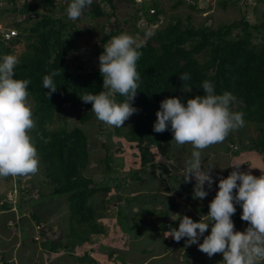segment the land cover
<instances>
[{"label": "trees", "instance_id": "16d2710c", "mask_svg": "<svg viewBox=\"0 0 264 264\" xmlns=\"http://www.w3.org/2000/svg\"><path fill=\"white\" fill-rule=\"evenodd\" d=\"M10 1L13 2V7L0 9L1 14H37L38 17L34 18L32 25L28 27L20 21L12 22L9 28L17 30L18 35L10 41L2 39L0 34V63L3 62L5 56L12 54V46L23 41L26 42L25 50L18 57L19 64L15 69L14 78L30 81L28 98L34 103L33 115L36 118V124L29 136L35 142V148L42 165L41 173L46 180L45 187L49 191L46 198H59L62 200V204L66 205L65 210L67 209L71 221L74 219L79 225H88L93 234L102 233V227L94 222L96 211L93 208L91 199L100 192L108 194L112 187L98 184L84 174L91 162L92 151L87 134L78 126L72 128L62 126L55 130H49L47 127L56 116L60 118L57 113L65 107L73 109L80 107L83 110V113L78 117L80 124H84L91 119L92 105L84 103L81 98L88 93L99 94L101 91H108V89L103 88V78L99 71V56L104 51L103 47L115 36L121 34L135 36L143 33L140 31L144 29H134V24L121 29L116 28L114 25L115 28L112 31L106 30L99 39H96L91 49L85 52L83 51L84 48L81 49V47L84 46L83 44L88 43L84 42L81 46L79 39L84 34H92V30L86 27L84 29L78 26L75 27L72 22H68L69 17L66 16L67 11L65 12L63 5H61V10L66 13L63 14V18L53 19L51 15L45 13V11L48 12L55 7L57 0H41L31 4L24 3L20 8L16 6L14 0ZM131 1L135 2L134 0ZM151 1L152 5L149 8L152 7L154 13L150 14L148 11V16L145 18L148 27L159 22L162 16L159 4L153 0ZM103 2H106L110 9L113 8L112 0H93L92 4L85 8L83 14L94 19L102 18L106 15ZM175 4L181 5L180 2ZM41 6L44 11L38 12L37 10ZM220 6L225 8L227 3L222 1ZM134 14V21H137L139 14L137 12ZM258 30L256 26L250 25L245 20L233 22L217 29L206 26L196 28L189 24L183 26L181 21L176 20L168 23L160 30H153L150 38L146 39L145 34H139L142 38L137 43L141 47L137 50L142 53V56L137 61L136 67L140 80L138 81L137 94L132 102V106H138L139 111L133 118L128 130L124 133L129 149L135 152L134 157L130 158V166L127 167L129 180L139 179L142 174H149L151 175L150 179H155L154 172H151L152 174L145 173L146 167L151 165V156L154 152L158 153L160 150L165 157L171 158L174 156L171 151L165 153V150H169L173 144L174 136L171 127L169 126L168 130L163 133H156L153 130L157 120L156 113L160 110L161 102L167 98L175 97L186 103L188 99L195 98L197 95H206L202 87L203 82L206 80L214 85L216 94L221 95L228 92L235 98L230 104V110H233V113H243L244 121L254 126L257 133L255 138L250 139L248 145H242L241 148L246 147L248 151L263 154L264 161V44H255L252 41L254 33ZM91 39L89 38L88 41ZM84 53H87L89 58V55H91L96 59H94L92 66L87 67L81 63L83 61L80 57ZM86 58L85 56L84 59ZM53 71L59 72L60 75L53 77L57 90L49 96L50 90L44 89L43 78ZM184 73L189 74L191 78L187 81H181L179 77ZM112 98L117 103H122L126 99L119 93H113ZM227 142L234 144L232 137H227L222 147L225 153L230 151ZM104 146L106 145L102 143L101 148ZM181 147L182 150L185 149L183 146ZM241 148L232 151L237 155ZM167 154L168 156H166ZM109 158L107 156L105 163L109 161ZM189 159L190 157H186V162ZM105 166L106 171H112L108 165ZM151 166H154L153 168L162 167L165 172L168 170L167 167L161 164ZM231 169L230 172L225 171V177L229 176L234 170L233 166ZM174 176L177 175L172 176V181ZM20 178L21 176H18V179ZM118 180V177H110V181L117 188L120 186L117 183ZM19 182H21V179ZM175 183L174 185L178 190L176 191L177 196L181 194L180 200L169 196L172 193H168L167 189L166 195L162 192V199H159L157 193L151 195L150 198L153 200L154 205L159 206L158 211L155 206L147 211L140 202L138 204L141 207L139 213H128V206L129 204L132 205L133 201L126 197L127 195L124 197L126 205L119 204L116 211L119 213H125L126 211V215L131 214L133 218L137 216V221L134 219L133 224L127 217H124L126 219L124 226L120 222L126 231L139 230L142 228L143 222L148 221L149 216L151 222L153 217L154 223H146L144 229H149L152 237L161 234L162 239H165L166 242L169 241L167 246L165 244L164 247L166 248L163 252L158 251L161 258L165 259V257L174 255L170 260L179 264H189L188 258L191 257L192 245L188 246L185 241L176 242L169 236L170 230L172 228L178 230L180 219L184 216H188L194 222H197L195 221L196 214L205 215L209 212L210 202L215 198L217 192L207 190L208 195L204 199H194L195 179L185 183L188 188L183 187L185 184L182 181H176ZM184 189L188 191L185 193ZM127 193L135 195L138 191L131 193L126 191ZM167 200L171 201L169 205L165 204ZM173 200H175V203H173ZM201 201H204L203 205L200 204ZM2 207H5V205L2 204ZM147 214H149L148 218L145 216ZM235 214L237 220L233 221L234 226L240 227L241 223L244 222L241 220L242 208L240 205L237 206ZM245 225L249 227L248 222ZM97 228L101 230L98 231ZM141 233L142 231L140 235ZM39 234L45 241L42 249L47 248L49 252L55 251V248L58 247H63L66 250L68 245L71 246L72 244L70 240L67 242L68 245L64 246L61 244L62 240L53 242L49 239L46 240L45 231L43 230ZM32 241L33 243L38 242L37 240ZM150 242L155 243L154 239H150ZM177 249H180V251ZM151 252L157 255V252L153 250H148L144 254ZM180 253L184 254V259L188 263L179 260ZM109 255H112V253ZM84 257L87 262L85 264L93 263L90 256L86 258V254H84ZM0 264L9 263L3 260Z\"/></svg>", "mask_w": 264, "mask_h": 264}, {"label": "rangeland", "instance_id": "374dc122", "mask_svg": "<svg viewBox=\"0 0 264 264\" xmlns=\"http://www.w3.org/2000/svg\"><path fill=\"white\" fill-rule=\"evenodd\" d=\"M35 1L41 0H14V3L17 7L20 8L24 3L31 4ZM153 1L159 4V8L162 10L160 22L155 23L151 27H148V25L143 26L142 23L139 22L137 25L139 27L143 26L140 30L144 29L143 31H140L143 33L139 34L146 35V31L149 29H152L149 31L153 33V30H155L156 28L160 30L168 23L175 22L176 20L181 21L183 26L189 24L196 28L200 26H206L210 27L211 29H217L219 27L229 25L233 22L245 20L250 25L256 26L259 29L258 32L254 33V38L252 40L253 43L264 44V0H256L255 3L249 4H241L238 1L228 0L225 1L227 3V6L225 8H222L220 6V3L222 1L219 3L211 1L209 5H205L202 3H196L195 5H192L184 0ZM178 2H180L181 5L175 4ZM12 3L13 2H11L10 0H0V9H10L13 7ZM70 3L71 0H57L55 7L48 12L45 11V13L51 15L53 19L63 18L62 16L67 11ZM112 4L113 9H110L106 2H103V7L106 15L102 18L94 19L91 16L84 14H82L81 17L76 20L68 18V22H72L75 27L78 26L82 27L83 29L86 27L87 29L92 30V34H84L79 39L80 45L84 42L88 43L83 44L84 46L81 45L82 47L80 46L81 49L84 48L83 51L87 52L89 49H91L96 39H99L106 30L112 31L115 27L121 29L122 27H126L131 24H134V29L139 30L136 27L137 21H134V13L137 12L139 15L146 18L148 16L149 7L150 5H152V1L149 0L143 5H138L131 0H112ZM61 5L65 7V12L64 10H61ZM37 11L43 12L44 8H42L41 6V8ZM34 18L38 17L33 15V17L30 19L29 15L26 14L0 13V27L9 28V25L15 21H20L24 26L28 27L32 25ZM139 34L134 38L137 42H139L142 38V36ZM89 38L92 39L88 41ZM25 46V41L12 46L11 49H13V52L11 55L19 57V55L22 54L25 50ZM85 56L87 57L86 59H84ZM89 56L90 58L88 57L87 53H84L80 57V59H82L83 61L81 63L83 65H86L87 67L92 66V63L96 60L91 55ZM29 102L31 105L32 119L34 121L35 127L36 118L33 115L34 103L31 99H29ZM133 107L138 109L139 111L138 106ZM81 113H83V110L80 107L74 109L71 107H65L63 108V110L57 113V115H60V118L56 116L47 128L49 130H55L59 129L62 126H65L66 128L78 126L81 127L87 134L90 141V146L92 147V151L91 162L88 168H86L84 174L87 177L93 179L98 184L108 185L112 187L111 191L108 194L100 192L91 199L93 208L96 211L94 222L102 227L103 232L93 234L91 228L88 225H79L78 222L74 219L73 221H71L68 216L67 209L65 210L66 205L62 204V200H60L59 198L54 199V197L46 198L47 192L49 191L45 187L46 180L41 173L42 165L39 161L37 173L34 175L30 174L27 176H21V182H19L20 179H18V176L0 177V201L1 203L5 204V208H10L12 205L17 204L16 213L17 215H19V219H21V221L14 222L18 226V229H32L35 226V223L32 222L29 218L33 217L36 220H40L39 227H42L41 229L45 231L46 240L49 239L51 242L62 240L61 244L63 246L68 245L67 242L70 240L72 244L71 246L68 245L66 250L63 247H58L55 248V251L53 252H49V249H43L44 252L41 253V251L38 250L40 247L39 243L43 244L45 242L44 239L41 238V241L38 242V249L36 247V250H34L32 253L34 257L31 256L28 261H33L31 262L32 264H85L87 262L85 260L84 254H86V258L90 256V258L93 260L92 264H179L175 263V261L170 260L174 257V255L165 257V259L161 257L158 258L160 256L158 254V251L160 250V252H163L164 248H166L164 247L165 244L167 246V242L169 241L167 240L166 242L165 239H162L161 234L156 237H152L150 235L149 229H144V225L146 223H154L153 221L155 220L153 219V217L151 222V217L149 216V214L145 215L147 218L149 216V219L147 222H143L142 228L137 231H126L125 227H123L126 224V219L124 217H127L131 224H133L132 221H134V219L135 221H137V216L133 218V215L131 216V214L126 215V211L125 213H119L116 211V208L119 204L122 203L126 205L124 196L127 195L126 197H129L130 200L133 201L132 205L129 204V206H132V214L139 213L141 207L138 206V204L140 202L141 205H143L147 209V211H150L151 207L154 206L158 211L159 206L154 205V202L150 197L152 194L157 193L159 199H162L163 196L161 197V195L163 193L166 195V189L168 190V193H172L169 196H173L174 199H179V197H181V194L177 196L176 191L178 190L174 184H176V181H182V183L185 184L184 177L187 175L185 159L186 157L191 158L193 146L189 143H186L182 145L185 148L184 150H182L181 145H177L173 141L170 149L165 150V153H169V151H171L174 154L173 157H165V155L161 153L160 150L158 151V153L154 152L151 156V165H164L168 169L167 172H165L162 167L153 168L154 166L150 165L146 167L145 173L152 174L151 172H154L153 175L155 179H150L151 175L149 174H142L139 179L129 180L130 176L129 174H127V167L130 166V158L134 157L133 155L135 152L134 150L129 149V144L124 133L130 127V124L136 113H134L128 120H126L121 128L109 126L104 122L99 121L92 111L91 119L84 124H80L78 117L81 115ZM33 128L29 131V135L32 134ZM229 136L232 137V141H234V144L227 142V145L230 149V151H228L227 153H225L222 149L225 141L223 143L214 144L202 150L203 167L206 170L213 167L211 175L218 172L220 175V179H224L226 176L225 171H227V169H231V167L235 164H242L243 167H245L246 160L255 162V167H257L260 161L259 157L262 158V161L261 165L256 169H260L261 167H263V154L254 151L249 152L247 151L246 147L241 148L242 145H248L251 138H255L257 136L254 126L245 122L244 127L231 132ZM31 143L35 147V142L31 140ZM102 143L108 148L106 146L101 148ZM239 148H241V150L237 155H235L232 150H236ZM107 156L110 158L109 161L105 163ZM166 156H168V154ZM37 158L39 160L38 154ZM105 165H108L114 173L112 171H106ZM173 175L178 176V178L177 176L173 177V181L175 182L171 180ZM110 177L119 178L117 183H119L120 186L118 188L110 181ZM212 178L214 181L215 177L212 176ZM192 179L194 180V178ZM213 184L215 183L213 182ZM16 186L17 189L21 186L23 188V191H25V189L28 191H22V194L19 193L17 195V193H14ZM28 186L29 188H27ZM30 186H34L33 188L37 187L38 190H35ZM183 187L188 188L186 184ZM126 191H130V193L138 191V193L135 194L138 196L128 193L126 194ZM184 191L186 193L188 190L184 189ZM11 192L14 196H12L13 199L10 198ZM170 203L171 201L169 200L165 202L166 205H169ZM173 203H175V200H173ZM4 221L1 215V247H6L8 245L6 243L14 239V235H12V230H14L13 227H5L3 225ZM120 222L123 226L120 224ZM97 230L99 231L101 229L97 228ZM141 231L142 233L140 235ZM24 236L28 235L24 234ZM150 239H154L155 243L150 242ZM180 241H185L187 244V237L182 238ZM58 242L60 243V241ZM148 250L157 252V255L153 252L144 254V252H148ZM170 250L173 251L172 249ZM177 250L180 251V249ZM177 250L176 252H178ZM110 253H112V255H109ZM197 253L201 254L202 252L200 250H196L195 252L191 251V256H194V258H196L199 256V254L197 255ZM180 254L178 256L179 260H183L185 263L187 260L184 259V254H181V257ZM3 256L4 258L2 257V259H5L6 261L7 253L5 252ZM44 257H46V259ZM82 258H84V260H82ZM188 261L189 264H193L192 262H194L192 258H188Z\"/></svg>", "mask_w": 264, "mask_h": 264}, {"label": "clouds", "instance_id": "9594fccd", "mask_svg": "<svg viewBox=\"0 0 264 264\" xmlns=\"http://www.w3.org/2000/svg\"><path fill=\"white\" fill-rule=\"evenodd\" d=\"M92 2L71 0L68 17L78 19ZM151 35L150 31L147 32L146 39ZM13 38L7 40L2 36L5 41ZM139 47L141 45L128 34L113 37L99 56L103 88L108 91L88 93L81 98L84 103L92 105L91 111L96 118L109 126L121 128L138 112L132 102L140 80L136 67L142 56L137 50ZM18 64L15 55L5 56L0 63V177L34 175L39 166L36 148L28 134L34 127L28 99L30 81L14 78ZM58 75L59 72L53 71L43 78V87L50 90L49 96L57 90L53 77ZM179 78L187 81L191 77L184 73ZM202 87L206 95H197L186 103L175 97L163 100L153 129L156 133H163L170 126L177 145L189 143L193 146L191 158L186 162L184 182L195 179L193 198L199 200L208 195L205 185L211 188L214 182L211 176L213 167L207 170L203 167L202 150L224 142L231 132L245 125L244 114L230 110V104L235 99L231 93L216 94L214 85L207 80ZM113 93H119L126 99L117 103L112 98ZM239 166H233L230 175L220 179L219 191L210 202L208 215L204 216L207 222L202 217L199 222H194L184 216L180 219L178 230L172 228L169 236L176 242L187 237V245L190 246L197 244L211 225L210 235L198 245L202 253L209 258L222 254V264H264V174L257 178L250 172H241ZM235 204L242 208L241 220L249 224L244 232L234 231L232 216L236 212Z\"/></svg>", "mask_w": 264, "mask_h": 264}, {"label": "crops", "instance_id": "0c3cea01", "mask_svg": "<svg viewBox=\"0 0 264 264\" xmlns=\"http://www.w3.org/2000/svg\"><path fill=\"white\" fill-rule=\"evenodd\" d=\"M249 152H252V151L249 150ZM259 159H260V161L258 163V166L261 165V157H259ZM262 165H263V167H261L260 169H256L258 166L255 167V162H251L249 160H246L245 161V167H243V165L241 164L239 170L241 172H250V174H252V175H254L255 177L258 178L262 174H264V164L262 163ZM235 166H236V164H235ZM230 170H232V169H227L228 172H230ZM211 176L215 177V180H214L215 184H212L211 188H208V186L206 184L205 185V190L206 191L208 190V191L218 192L219 191L218 184H219V181H220V175H219L218 172H216V173H213ZM227 177H225L224 179H226ZM26 182H28V181H26ZM33 187H31V188H33ZM27 188H29V186ZM33 189L38 190L37 187H35ZM22 191H23V188L21 186L18 187V189H17V186H16V189H15L14 193H17V195H18L19 193L22 194ZM25 191H28V190L25 189ZM25 191H23V192H25ZM234 192H235V190H234ZM17 195H16V197H17ZM0 196H1V193H0ZM12 196L13 195H12V192H11V194H10V198L11 199H13V197H14V196L13 197ZM10 198H9V200H10ZM179 202L181 203L182 201H179ZM0 203H1V201H0ZM2 204L3 205H5V204L1 203V205H0V216L2 215L3 221L5 219V221L3 222V225L5 227H8V228L10 226L13 227L14 230H12V235H14V239L12 241L6 243V244H8L6 247H1V236H0V263H1V261L5 260V259H2V257L4 258L3 255L6 252L7 253L6 261L9 264H32L31 262H33V261H31V260L28 261V260L31 258V256L34 257V255L32 253H33L34 250H36V247L38 249V242H40L41 238H42L40 236V234H39V231H40L39 229L42 228V227H39L40 226V224H39L40 220L39 219L36 220L33 217H31L29 219L32 222L35 223V226L32 229H30V230L29 229L25 230L23 228L18 229V226L15 224V222H20L21 219H19V215H17V213H16L17 212V207H16L17 204L12 205L10 208L2 207ZM200 204L203 205L204 201H201ZM234 206L237 208V206H239V204H235ZM128 208H129L128 213H131V211H130L131 207L128 206ZM208 213L209 212H207L205 215H200L199 213H197L196 216H195L196 217L195 221L199 222L201 217H202V219H204L205 222H207L206 218L204 216L208 215ZM49 216H51V215H49ZM232 220L233 221L237 220V215L236 214H234L232 216ZM245 223H246V221L242 222L240 227H235L234 226V231L244 232L245 229L247 228ZM49 227H51V226H49ZM210 232H211V225L209 226V229L204 233V236L200 237L198 243L197 244H192V248H191L192 252H195L196 250H199V246L198 245L200 243H203V239H201V238H204V237L210 235ZM24 234H27L28 236H24ZM35 238H38V240H37L38 242L37 243H33V241H32V240L36 241ZM43 244L39 243L40 247H39L38 250H40L41 253L44 252L43 249H42L43 248L42 247ZM45 249L47 250V248H45ZM198 254H199V256L196 257V258H194V256L190 257L194 261V262H192L193 264H222V262H223L222 254H215L211 258H209L208 255L205 254V253H201V254L197 253V255ZM160 257L161 256H159L158 258H160ZM44 258L46 259V257H44ZM158 258H156V259H158ZM186 263H188V262H186ZM71 264H73V263H71Z\"/></svg>", "mask_w": 264, "mask_h": 264}, {"label": "built area", "instance_id": "2783aa9c", "mask_svg": "<svg viewBox=\"0 0 264 264\" xmlns=\"http://www.w3.org/2000/svg\"><path fill=\"white\" fill-rule=\"evenodd\" d=\"M137 4H141V3H146L147 1H149V0H134ZM184 1H186L187 3H189V4H196V3H202V4H205V5H209L210 3H211V1H213V2H216V3H219V2H221V1H228V0H184ZM231 1H238L239 3H241V4H244V3H246V4H249V3H255V1L256 0H231ZM149 13L150 14H153L154 13V10L152 9V8H150L149 9ZM142 23V25L144 26V25H146L147 26V24H146V20H145V18L143 17V16H141V15H139V17H138V19H137V24L138 23ZM142 26V27H143ZM142 27H139L138 25H137V28L138 29H141ZM0 34H1V36H3L5 39H11V38H13V37H16L17 36V32H16V30H14V29H8V30H3L2 28H0ZM134 38L136 37V35L135 36H133ZM36 239H38V238H36Z\"/></svg>", "mask_w": 264, "mask_h": 264}, {"label": "water", "instance_id": "95a60500", "mask_svg": "<svg viewBox=\"0 0 264 264\" xmlns=\"http://www.w3.org/2000/svg\"><path fill=\"white\" fill-rule=\"evenodd\" d=\"M33 15L37 17V14H32L29 16V18L31 19L33 17Z\"/></svg>", "mask_w": 264, "mask_h": 264}]
</instances>
